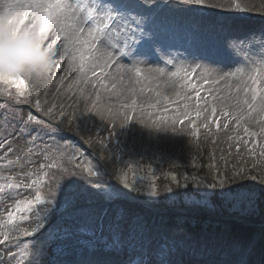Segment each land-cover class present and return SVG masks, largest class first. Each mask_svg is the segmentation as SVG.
<instances>
[{"label":"rangeland","instance_id":"1","mask_svg":"<svg viewBox=\"0 0 264 264\" xmlns=\"http://www.w3.org/2000/svg\"><path fill=\"white\" fill-rule=\"evenodd\" d=\"M157 16L158 22L167 29L161 38L172 47L167 52L158 51V59L154 58L151 63L140 64L144 70L141 78L133 77L130 81L128 76L120 80L109 75L105 77L108 87H103L100 77H92L89 73L87 78L82 77L76 82L80 74L69 72L67 61L43 75L37 66L38 75L24 77L27 85L22 96L25 99L24 118L28 116L27 110L39 111L42 117L59 127L65 135L64 140H56L50 130L43 143L36 120L24 128L12 118L13 110L8 108L5 112L4 105L0 104V112L7 117V123L0 118V145H3L0 147V232L15 236L18 228L31 230L39 222L37 214L43 217L49 209L56 215L50 214L47 222L70 227L75 223L73 213L93 206L87 204L66 209L67 203H75L78 195L90 200L94 196L92 192L112 190L119 193V198L113 200L115 207L109 215L115 211L121 213L124 249L106 250L102 242L92 237H82L92 241L89 246L82 247L76 238H69L60 250L53 247V252L58 251L59 264L67 259L77 261L81 254L92 264H115L111 260L113 257L123 263L128 255L127 242L133 238L142 241L146 248L155 247L162 238L174 240L177 247L171 259L175 264H231L240 258L246 259L247 264H264V202L260 205L259 201L264 195V110H261L264 62L253 58L255 62L249 61L247 67L232 65L231 69L224 68V71H235L239 67L240 72L211 87L203 85L199 105L195 93L182 87L183 81L173 87L166 76L154 77L147 73L149 68L167 69L169 66L164 61L173 59L175 62L183 49L229 63L223 54V42L230 37L264 29V0H202L200 5L169 0L168 6ZM239 18L249 20H237ZM31 22V18L25 23L18 18L9 21L14 25L15 33L29 28ZM53 32L54 29L48 33L45 44L51 42ZM61 43L58 41L57 46ZM2 76L6 75L0 72ZM61 77H64L63 82ZM194 82L199 84L198 75ZM169 86L170 92L166 91ZM205 92L210 94L206 96ZM0 100L12 105L11 100ZM185 105L193 114L198 136L193 134L188 121L181 124L171 119L176 115L173 109L184 111ZM197 107L202 113L199 118H195ZM213 107L216 108L215 116ZM225 111L228 116L223 115ZM129 116L131 120H128ZM217 119L219 128L215 123ZM204 124H208V128ZM59 157L83 170L78 178L68 181ZM89 169L98 176H90ZM44 175L46 179L51 175L48 184L42 181ZM191 177L200 181L201 191L197 190ZM160 178H163L161 183ZM225 178L228 183L222 189L218 184L214 189L203 187ZM89 179H98L102 189L85 185ZM58 182L56 201L60 203L53 208L47 203L48 190L55 189ZM124 182L130 187L123 188ZM28 184L31 188L24 187ZM83 186H88V190ZM230 187L232 191H228ZM153 189L157 196L146 195ZM37 191L41 196L43 193L46 203L34 204L31 212L16 214V203L28 199L34 201ZM125 202L138 203L155 213L134 215L128 220L127 229L122 230ZM165 202V205L161 204ZM105 203L107 207L111 205V202ZM161 205L166 208L161 210ZM103 208L106 206L101 204L98 211ZM9 211L17 216L11 224L7 221ZM169 212L178 215L171 225L168 220L160 219V214L164 216ZM20 215H26L28 220L21 221ZM204 215L206 219L201 218ZM196 219H200L199 229ZM256 220L259 224H252ZM232 221L253 226L258 231L238 233L230 225ZM105 236L109 234L105 232ZM39 238L40 234H37L26 238V242L31 245ZM15 252L13 264H27L32 258V249L25 250L24 244H20ZM48 255L46 251L45 256ZM4 261L8 264L7 254Z\"/></svg>","mask_w":264,"mask_h":264},{"label":"snow or ice","instance_id":"2","mask_svg":"<svg viewBox=\"0 0 264 264\" xmlns=\"http://www.w3.org/2000/svg\"><path fill=\"white\" fill-rule=\"evenodd\" d=\"M17 2L23 6V12L18 16V19L25 23L31 18L30 27L35 31L36 39L39 41L35 48L40 54L33 63L41 68V75L45 72L51 73L54 69L59 68L60 63L67 61L68 71L79 72L80 74L76 82H79L82 77L87 78L88 74L91 73L92 77H100V83L103 87H108L105 77L109 75L120 80L128 76L130 81L133 77H143L144 70L139 65L146 62L151 63L154 58L158 59V51L167 52L168 48L172 47L166 45L162 40V34L167 29L162 22L157 20V13L168 6L169 0H163L162 3H158L156 0H143V2L142 0H17ZM179 2L202 4V0H179ZM53 29L51 42L45 44L48 33ZM58 41L62 42L59 46H57ZM23 43L30 44L31 41L26 37ZM41 47L45 50L44 52H40ZM222 50L230 61L229 63L211 55L183 49L175 62L173 59L164 61L169 66L167 69L165 67L149 68L147 73L154 77L166 76L173 87L183 81L182 87L195 93V99L199 105L203 85L211 87L221 80L236 76L240 72L239 67L235 71H224V68L231 69L232 65L247 67L249 61L255 62L253 58L264 62V29L258 33L252 32L244 36L227 38L223 42ZM3 51L8 54L14 49L5 45ZM180 60L190 61V63H180ZM216 65H222V67L217 68ZM197 75L199 84L194 82ZM24 77L23 75L2 76L0 83L15 86L19 90V95L23 96L22 89L27 86ZM63 80L64 77H61V82ZM112 87L114 89L115 84ZM209 94L205 92L206 96ZM261 101V110H264V98H261ZM23 102L16 100L14 104L8 105L0 101V104H4L5 112L9 107L13 108L12 118L22 127L27 128L34 117L29 113L25 119L22 114L23 110L16 108ZM36 107H40L39 102L36 103ZM123 107L128 106L124 105ZM249 107L252 108L253 105L250 104ZM187 108L188 105H185L184 111L178 108L173 109L176 115L171 119L179 121L181 124L188 121L193 134L198 136V126L193 121L192 112L188 111ZM134 110L135 101H133ZM215 113L216 108L213 107V116ZM48 114H52L51 109H49ZM201 115L202 113L197 107L195 118H199ZM223 115L228 116L229 113L225 111ZM61 117H63V113H61ZM0 118H3L7 123L4 112H0ZM131 119L132 117L129 116L128 120ZM36 122L42 123L39 119H36ZM215 123L216 127L219 128L218 119ZM204 127L208 128V124H204ZM225 127H227L226 124ZM245 132L247 133L248 130L245 129ZM248 134L250 136L256 135L255 133ZM2 146L0 145V147ZM104 147H108V145H104ZM88 172L92 177L98 176V173L91 169ZM65 175L71 177L79 175V173L66 169ZM191 179L195 181L197 190L201 191L202 189L199 188L200 181L196 177H191ZM88 183L96 190L102 189V184L98 179H89ZM226 183H228L226 178L218 179L216 184H205L203 187L204 189H214L218 184L222 189ZM24 187L31 188V185H24ZM59 187L58 182L55 189L49 188L48 190L49 200L47 203L52 204L53 208H55ZM122 187L127 189L130 186L124 182ZM237 187H243V185H237ZM169 191L171 190L169 189ZM228 191H232V188L230 187ZM98 194L108 202L119 198V193L112 190H101ZM146 195L155 197L157 192L153 189L148 191ZM44 203L46 201L42 198L40 191H37L34 201L28 199L16 203L15 213L31 212L34 204ZM52 211L53 209H49L43 217L37 214L39 222L31 230L18 228L15 236L0 232V249H2L0 250V264H5V254H7L8 264H13L17 255L15 249L20 244L25 245V250L29 247L32 249V258L27 264H59V259L56 258L58 251L53 252V247L60 250L62 243L69 238H76V242L82 247L92 243V241L82 237H92L102 242L106 250L122 251L124 249L125 243L121 235V213L119 211L112 212L110 216L108 208L99 211L95 208L80 209L72 214L75 223L70 227H60L47 222ZM16 219L17 216L13 212L7 213L8 223H14ZM19 219L26 221L28 217L20 215ZM105 232L109 236H105ZM37 234H40L39 240L31 245L20 239L21 235L27 238L36 237ZM109 237L111 238L110 242ZM176 247L177 244L174 240L162 238L155 247L146 248L142 241L133 238L127 242L128 255L123 264H175L171 257L175 254ZM46 251L49 253L48 256H45ZM231 264H247V260L240 258L232 261Z\"/></svg>","mask_w":264,"mask_h":264},{"label":"clouds","instance_id":"3","mask_svg":"<svg viewBox=\"0 0 264 264\" xmlns=\"http://www.w3.org/2000/svg\"><path fill=\"white\" fill-rule=\"evenodd\" d=\"M23 12L22 4L17 0H0V72L6 76L33 77L38 75L34 65L39 54L35 46L39 43L35 31L29 27L21 33H15L14 25L9 23L18 18ZM26 37L31 41L25 44ZM9 46L14 51L5 54L3 46ZM45 50L41 47L40 52Z\"/></svg>","mask_w":264,"mask_h":264},{"label":"trees","instance_id":"4","mask_svg":"<svg viewBox=\"0 0 264 264\" xmlns=\"http://www.w3.org/2000/svg\"><path fill=\"white\" fill-rule=\"evenodd\" d=\"M2 88L7 91L6 94L8 96H10V97H13V96H15L17 94L16 93V88H14V87L7 88L5 84L0 83V90ZM32 115L35 116V114H32ZM36 118L38 119V117H36ZM50 130L53 131L52 132L53 134H50V135H53L56 140H59V139L63 138L62 135L60 134V132L57 130V128L53 124L47 123V122H45V121L42 120V126L40 128V133H41L42 137L45 138L47 135H49ZM59 161L61 162V164H63L62 169H63V172L64 173H65V170L66 169L72 170L73 172H77V173L79 172V170L76 168L77 166L75 164H73V162L67 163L66 158L59 157ZM45 176L46 175H44L42 177V181L44 180V182L47 183V182H49V179H48V177L46 179ZM77 176H79V175H73L71 177H67L66 176V177H67L68 181H73L74 178H77ZM162 180H163V178H160L159 179L160 183L162 182ZM85 185H87V184H85ZM83 187H84L83 189H86V191L89 188L88 186H83ZM95 192L96 193H94V192L91 193V194H94V196L90 200H86L85 198H83L84 196H81V195L75 196V197H77V201L75 203H71V204L70 203H67V205H68L67 207H77L79 205H85V204H97V203L103 201V199L100 197V195L98 194V192L97 191H95ZM159 198L161 199V195H160ZM259 201H260V205H262L263 202H264V195L263 194H262V197L259 198ZM161 204L165 205L166 202L165 203H161ZM160 207H162V205ZM142 212H143V210H141L140 208H137L135 206L124 205L123 206V210H122V213H123V221H122L123 227L126 229L128 227V224H129L128 220L130 218H132L134 215H135V217L138 216V215H140V213H142ZM176 217L177 216L174 213H169L168 216H166L167 220L170 222L169 225H171L176 220ZM203 217H206L205 215L202 216L201 218L202 219H206V218H203ZM258 221L259 220H256L254 222H258ZM230 225L238 233H243V232H245L247 230L248 231L251 230L249 228L243 227L242 225L236 224L234 222L230 223Z\"/></svg>","mask_w":264,"mask_h":264},{"label":"bare ground","instance_id":"5","mask_svg":"<svg viewBox=\"0 0 264 264\" xmlns=\"http://www.w3.org/2000/svg\"><path fill=\"white\" fill-rule=\"evenodd\" d=\"M113 71H114V69H113ZM172 89H171V86H169L167 89H166V91H168V92H170Z\"/></svg>","mask_w":264,"mask_h":264}]
</instances>
